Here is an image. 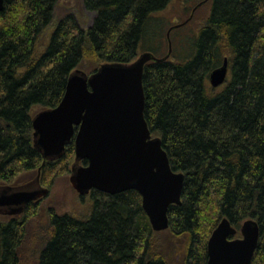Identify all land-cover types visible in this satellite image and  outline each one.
Returning a JSON list of instances; mask_svg holds the SVG:
<instances>
[{"label": "trees", "instance_id": "1", "mask_svg": "<svg viewBox=\"0 0 264 264\" xmlns=\"http://www.w3.org/2000/svg\"><path fill=\"white\" fill-rule=\"evenodd\" d=\"M177 1L84 0L96 12L92 26L85 30L66 17L40 52L57 0H5L0 184L40 167L51 172L72 158L74 140L60 160L42 165L34 115L60 103L71 72L87 59L98 64L93 72L106 62L131 63L144 51L168 54L175 22L168 12ZM199 1L181 0L182 10ZM207 2L205 23L178 43L172 36L170 57L149 62L144 73L146 120L162 138L172 168L185 174L182 202L169 208V233L153 230L137 190L112 195L94 189L87 219L53 213L45 236L30 239L27 211L0 214V264H24L23 254L35 243V264H207L208 240L224 217L237 228L246 219L259 222L252 264H264V0ZM226 57L229 79L214 88L210 73Z\"/></svg>", "mask_w": 264, "mask_h": 264}, {"label": "water", "instance_id": "2", "mask_svg": "<svg viewBox=\"0 0 264 264\" xmlns=\"http://www.w3.org/2000/svg\"><path fill=\"white\" fill-rule=\"evenodd\" d=\"M204 3L199 2L187 20L169 28L168 54L159 57L144 51L131 63L106 62L91 73L75 69L60 103L33 117L34 144L43 164L62 158L74 140L73 187L80 194L93 189L112 195L137 190L154 231L170 227L169 208L182 202L185 174L172 168L162 138L153 135L146 120L145 68L151 61L170 57L172 30L187 24ZM4 6L5 0H0V11ZM229 72L226 57L210 73V85H224ZM41 169L27 184H0V214L21 215L29 203L49 193L41 183ZM239 231L241 236L235 237ZM260 236L257 220L246 219L238 229L224 217L208 240L207 264H252Z\"/></svg>", "mask_w": 264, "mask_h": 264}, {"label": "rangeland", "instance_id": "3", "mask_svg": "<svg viewBox=\"0 0 264 264\" xmlns=\"http://www.w3.org/2000/svg\"><path fill=\"white\" fill-rule=\"evenodd\" d=\"M199 2H195V5H197ZM195 5L192 6V9H190L189 12L185 13L184 10H182L183 4L181 0L175 2L174 6L172 7L173 11L171 9V11L168 12L169 14H171L173 19H175V22L173 24L183 22L187 18H189L192 15L193 7H195ZM209 12L210 5L208 2L201 5L195 11L193 15L194 19L190 24H186L182 27L172 30L170 34L172 43V36L174 37L175 43H178L180 39L187 38V35L194 31L195 27L202 26L205 23ZM69 16L74 17L79 26L87 30L92 26L96 17V12L88 9L85 5L84 0H57L53 20L46 27L43 33L44 42L42 47L40 48V52L44 51V49L47 47L50 37L59 21ZM85 63V66H81L79 68L83 69L87 73H90L98 65L96 64V62L90 61L89 59H87ZM72 154V158L70 157L69 159H64L57 162V165L55 167L53 166L54 169L51 172H44L41 169L40 177L43 181L42 185L49 189V193L43 196L41 199L34 201L33 206L28 208V210H25V212L27 211L29 215L32 216V218H30L32 220L30 222V224H32L30 239H33L35 236L47 235L50 229V217L53 213H70L82 219H87L91 215L92 206L94 203L91 192H89L88 194H80L71 183V171L73 168V164L75 163L76 156L75 146L74 153ZM42 165L44 164L42 163ZM38 171L39 169H35L31 172L23 174L15 181V183L10 185L20 186L27 184L37 177ZM24 213H22L21 215H23ZM6 216L10 217L13 215ZM36 227H39L40 230H37ZM38 231L40 232V234H38ZM156 232L160 234L159 236H166L169 233V228ZM36 244L37 243H35L34 246ZM34 246L32 247L33 250H30L27 253L25 252V254H23L24 264H35L37 254L35 252Z\"/></svg>", "mask_w": 264, "mask_h": 264}]
</instances>
